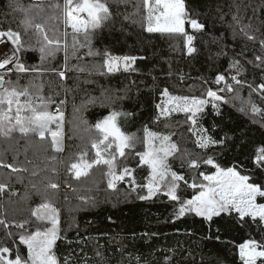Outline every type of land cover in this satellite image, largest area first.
<instances>
[{
  "label": "trees",
  "instance_id": "1",
  "mask_svg": "<svg viewBox=\"0 0 264 264\" xmlns=\"http://www.w3.org/2000/svg\"><path fill=\"white\" fill-rule=\"evenodd\" d=\"M108 2L113 16L98 30L93 47L113 56L136 57L132 70L107 73L100 67L101 57L87 56V49L82 48L76 54L82 59H77L69 47L67 69L63 51L43 62L38 51H28L24 54L27 64L41 71L11 77L14 81L19 78L21 86L31 83L34 91L39 89V95L52 101L49 111L55 113L60 106L64 114L65 151L57 154L58 162L51 161L50 138L40 141L38 137H22L19 133H13L11 138L0 136V161L27 168L13 172L0 165V183L7 185L0 192V219L9 223L8 231L13 234L9 237L0 225V246L19 248L20 254L26 256L27 247L19 243V235L51 226L32 215L40 204L48 201L59 209L64 239L57 241L55 252L61 264L65 258L70 264L85 261L86 264H242L238 246L250 238L264 241V225L250 221L242 224L235 213L222 214L211 222L192 213L177 218L178 203L164 195L140 199L147 189L133 190L127 180L118 183L116 190L108 188L104 165L93 167L80 180L74 179L66 166L76 161L77 153L87 144L90 134L86 127L116 110L132 114L120 117L119 124L122 131L134 134L137 141L134 148L126 149L124 157L118 158L117 165L133 169L137 185L146 184L150 175V169L141 164L137 155L145 149L146 129L171 135L179 151L169 157V164L189 183L193 177L199 182L200 172L215 173L212 165L201 163L196 170L188 167L190 159L202 161L206 157L213 158L222 168L236 167L242 175L264 180V167L255 163L259 149L264 147V91L253 90L264 83V66L257 67L255 60L257 55L264 56L260 44L264 40V0H185L191 18L205 25L203 31H195L186 23V32L195 36L196 51L191 55L187 54L185 36L145 30L142 0L127 4ZM56 3L62 5L63 0H0V28L11 27L24 35L22 21L27 14L35 23H45L63 32V21L52 18L59 15V10L51 7ZM134 5H139V14H134ZM237 15L239 24L233 20ZM249 24L251 28L245 31L254 40L240 31V26ZM68 31L71 33V29ZM27 37H31L28 43L36 45L32 30H28ZM68 42L71 45V35ZM242 51L243 56L237 55ZM233 58L239 59L245 69L238 76L245 81L243 86H235L231 79L236 75V70L230 68ZM64 70L62 79L58 73ZM219 74L234 85L233 91H219L225 87L223 82L215 83ZM165 89L172 96L207 99L203 111L195 117L196 132L206 130L203 132L206 136L222 143L201 149L188 114L160 116L157 106H162L166 99ZM209 89L218 91L227 103L208 98ZM94 98L97 102L89 103ZM249 98L262 110L260 113L244 106ZM91 134L95 135L94 130ZM94 154L95 150L89 146L87 158L92 159ZM49 181L58 183L59 188H47ZM198 191L180 184L183 199ZM22 221L28 222L27 233L13 224Z\"/></svg>",
  "mask_w": 264,
  "mask_h": 264
},
{
  "label": "snow or ice",
  "instance_id": "2",
  "mask_svg": "<svg viewBox=\"0 0 264 264\" xmlns=\"http://www.w3.org/2000/svg\"><path fill=\"white\" fill-rule=\"evenodd\" d=\"M116 3H130L131 0H114ZM144 7L143 20L146 22L145 30L148 33H167L179 34L186 37L187 54L191 55L196 51L193 46L195 36L190 35L185 30V24H189L195 31H203L205 25L198 19L191 18L186 7L185 0H142ZM37 7L39 5H36ZM136 7V13L139 14V5ZM20 11L27 13V9L18 5ZM53 9L59 10V15L52 17L56 20H62L64 31L58 28H49L45 23H35L33 18L25 15L22 25L25 29L24 35L21 31L0 28V136L11 138L13 133H19L22 137H38L40 141L50 138L49 143L52 155L48 157L51 161H57V154L65 151L63 121L64 114L60 106H57L55 113L49 111V104L52 102L42 95H39V89L33 90L31 83L27 86H21L19 78L15 81L11 79L14 74L37 73L41 69L28 65L24 59V54L28 51H38L41 61L54 58L58 52L63 51L65 56V68L67 69V60L69 56V47L72 55L77 59L82 57L76 54L80 49H87L85 55L90 57H101L102 64L100 67L105 68L107 73H114L133 69L136 57L134 56H113L108 51H99L94 49L93 40L102 29L106 22L112 19L113 13L109 6L108 0H63V4L51 5ZM239 11V5H237ZM125 16V19H128ZM234 22L240 23L239 16L233 17ZM246 28L251 25L240 26V31L248 39L254 40L255 37L249 35ZM68 29H71L69 33ZM28 30H32L35 35L36 45L28 43ZM71 35V45L68 37ZM27 37V39H26ZM261 47L264 48V40L260 41ZM38 46V47H37ZM237 55L243 56V51ZM255 60L258 62L257 67L264 66V56L257 55ZM251 63V61H249ZM230 68L236 70V75L231 77L235 86H243L245 81L238 79L244 71V67L239 59L233 58ZM59 76L65 78V71H60ZM104 74V73H101ZM224 83L225 87L219 91L231 92L234 85L228 83L224 74H219L215 83ZM251 88V85H249ZM254 91H264V83L257 86ZM167 97V105L160 108V116L167 117L174 112L188 114L192 124H196V115L203 111L204 106L208 103L207 99L189 96H172L167 89L164 90ZM206 96L213 101H227L218 94V91L207 90ZM97 99H92L89 103L95 104ZM104 105V101H99ZM64 102L61 101L62 105ZM251 112L260 113L262 110L251 101H247ZM216 105L214 104V107ZM241 111H244L241 108ZM131 113L113 110L107 116L99 119L94 125L86 127L89 132L87 144L77 153L75 162L68 164L67 171L74 179L80 180L82 177L89 175L90 170L97 165L107 167L105 173L107 177V186L116 190L118 183L128 181L133 186L147 189V194L140 199H151L161 194L168 197L171 201L177 202L179 207L175 211L177 218L192 213L197 217L211 222L214 217H220L222 214L231 216L235 213L240 223H259L264 225V180H254L249 175H242L236 167L222 168L213 158L206 157L202 161L190 159L188 167L196 170L201 163L212 165L216 171L208 175L203 172L199 173L201 180L198 182L195 177L191 183L185 179L183 174L172 170L168 163L169 157L174 156L179 148L172 141L171 135H162L152 131H146L145 143L146 151L137 153L140 162L148 165L151 169V175L147 183L137 185L133 175V169L129 167L118 168L117 160L124 157L126 149H132L135 146L137 137L134 134H127L122 131L119 118L128 117ZM87 125V122H84ZM55 125V127H53ZM95 132V135L91 133ZM206 130L197 131V144L201 149H207L211 145L222 143L216 141L210 136H204L201 133ZM158 141V143H157ZM89 146L95 150L94 157L88 159ZM31 163V161H28ZM255 163L264 167V147L259 149L255 157ZM0 165L12 169L13 172L27 171V168H19L13 164ZM183 167V163L181 165ZM54 174L56 169L51 170ZM33 175H36L33 172ZM192 189H199L191 198L183 199L179 194L180 184ZM47 188L56 190L59 184L49 181ZM7 185L0 183V192H3ZM81 199H85L81 197ZM37 220L50 224L44 230H36L34 233H27V221L13 222L16 228L25 229L27 234L19 235V243L26 245L27 255L22 256L19 248H10L0 246V264H61L57 257L55 249L57 241L64 239L61 235L59 209L51 202L40 204L32 213ZM247 218V219H246ZM0 225H3L6 234L11 237L13 234L8 231L10 225L0 219ZM218 238V237H217ZM239 257L242 264H264V241L248 239L239 246ZM169 260L171 258H168ZM63 264H70L67 258ZM86 264V261H85Z\"/></svg>",
  "mask_w": 264,
  "mask_h": 264
},
{
  "label": "rangeland",
  "instance_id": "3",
  "mask_svg": "<svg viewBox=\"0 0 264 264\" xmlns=\"http://www.w3.org/2000/svg\"><path fill=\"white\" fill-rule=\"evenodd\" d=\"M185 27H186V24H185ZM65 71V73H66V70H64ZM121 71H124L123 70V68L121 67ZM238 99V101H240L239 100V98H237ZM241 105H242V103H240ZM162 106H168L167 105V97H166V99L164 100V102H163V104H162ZM244 106H248V104L246 103ZM175 113H180V112H174L173 114H175ZM199 113H197V115H198ZM196 115V116H197ZM64 122V121H63ZM190 124L192 123L191 122V120H190V122H189ZM192 126H194L193 124H192ZM53 127H55V125L53 126ZM192 130H195V136L197 137V132H196V126H194V129H192ZM149 131V130H148ZM202 135H204V136H206L203 132L201 133ZM145 136H146V131H145ZM198 138V137H197ZM197 138H195L196 139V141H197ZM171 139H172V137H171ZM174 142V141H173ZM157 143H158V141H157ZM144 151H146V144H145V149H144ZM144 151H142V152H144ZM141 153V152H140ZM168 163H169V160H168ZM142 164V163H141ZM144 165V164H143ZM149 169H150V167L148 166V165H146ZM150 175H151V169H150ZM149 175V176H150Z\"/></svg>",
  "mask_w": 264,
  "mask_h": 264
}]
</instances>
